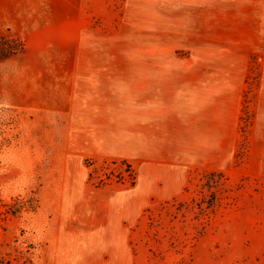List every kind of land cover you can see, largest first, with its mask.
Instances as JSON below:
<instances>
[{"label": "rangeland", "instance_id": "374dc122", "mask_svg": "<svg viewBox=\"0 0 264 264\" xmlns=\"http://www.w3.org/2000/svg\"><path fill=\"white\" fill-rule=\"evenodd\" d=\"M0 264H264V0H0Z\"/></svg>", "mask_w": 264, "mask_h": 264}, {"label": "trees", "instance_id": "16d2710c", "mask_svg": "<svg viewBox=\"0 0 264 264\" xmlns=\"http://www.w3.org/2000/svg\"><path fill=\"white\" fill-rule=\"evenodd\" d=\"M5 53H7L8 51H4Z\"/></svg>", "mask_w": 264, "mask_h": 264}]
</instances>
